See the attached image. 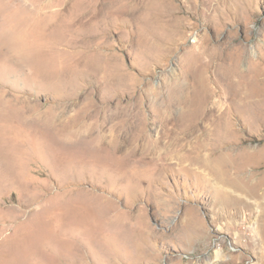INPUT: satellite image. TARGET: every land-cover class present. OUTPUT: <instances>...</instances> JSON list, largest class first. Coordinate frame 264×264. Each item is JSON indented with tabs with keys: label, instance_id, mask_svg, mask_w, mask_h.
Listing matches in <instances>:
<instances>
[{
	"label": "rangeland",
	"instance_id": "rangeland-1",
	"mask_svg": "<svg viewBox=\"0 0 264 264\" xmlns=\"http://www.w3.org/2000/svg\"><path fill=\"white\" fill-rule=\"evenodd\" d=\"M207 45L252 94L209 65L183 102L210 90L230 111L219 145L253 189L246 205L130 141L159 125L182 141L200 123L153 99L182 105L189 55ZM263 193L264 0H0V264H264Z\"/></svg>",
	"mask_w": 264,
	"mask_h": 264
},
{
	"label": "bare ground",
	"instance_id": "bare-ground-1",
	"mask_svg": "<svg viewBox=\"0 0 264 264\" xmlns=\"http://www.w3.org/2000/svg\"><path fill=\"white\" fill-rule=\"evenodd\" d=\"M208 48L209 45L203 50L197 52L193 51L189 55V65L187 66L185 74L182 75V79L187 80L180 81V85L178 84L182 89V105L178 103L181 102L178 100L180 95L173 100L164 99L161 94L155 96L156 99H153L154 105L160 110L159 113L166 115L171 110L176 111L180 109L190 115H199L201 117L200 123L183 126L181 129L182 141H174L164 138V136H168L171 131L163 136L160 132V128L159 130H156L160 125L155 126L154 130L151 128L149 134H146L147 129H145V127H137L136 132L132 135L130 141L134 146V152H140L146 159L151 158L155 160L160 158L164 161L163 165H166L168 160L173 159L181 165L189 162L191 165L197 166L195 167L197 173H201L208 177H215L218 182L233 186V190L229 188V191L235 193L240 202H244V204L246 202L250 203L247 199L248 197L246 198V192H250V190L253 189L249 187L247 182L248 179H245L244 174H239L234 177L229 176L228 170L230 163L232 164L235 162V159H233V156L229 155V149L222 150L219 145L221 135H224L223 139H229V133L232 131L229 130V133L227 130V132L224 131L225 125L231 121L230 111L217 110L212 100L213 93L210 90H206L205 94L202 93L201 97L191 98L187 104H184L183 102L185 99L184 96L191 95L192 90L201 84V82L199 84L188 79H207L202 77L198 78V75L204 73L205 68L209 65L215 66L216 72L220 69L225 70L223 71L225 72L227 79L224 80L227 86L232 88L234 94L238 96L242 102L247 103L246 101L252 94L248 91V84L244 86L243 83H241L240 79L245 76V72L239 70L238 61L227 57L221 63H214L217 59V56L215 55L216 52H208ZM219 57L222 56L220 55ZM224 57L225 55L223 58ZM202 88L208 89L209 86L203 85ZM205 118L208 119L204 120ZM168 120L169 119L166 118L163 121ZM172 130H174V128ZM225 189L227 190L228 188ZM256 203H261L259 198L256 199ZM106 258L109 259V257Z\"/></svg>",
	"mask_w": 264,
	"mask_h": 264
}]
</instances>
